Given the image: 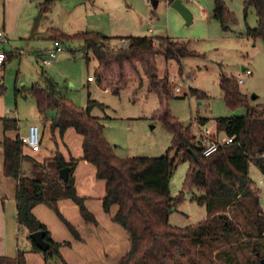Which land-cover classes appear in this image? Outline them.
Listing matches in <instances>:
<instances>
[{"label": "trees", "instance_id": "16d2710c", "mask_svg": "<svg viewBox=\"0 0 264 264\" xmlns=\"http://www.w3.org/2000/svg\"><path fill=\"white\" fill-rule=\"evenodd\" d=\"M242 1L244 13L252 7L257 17L256 25L247 27L245 33L248 37L259 38L264 46V0ZM48 2L41 4V10H47ZM225 4V0H213L211 17L220 23L222 30L227 31L228 22H234L235 17L229 14ZM47 31L59 44L82 41L85 53L90 51L97 61L94 71L97 85L115 96L130 78L135 77L138 85L131 92V100H134L141 89L143 75L148 81L147 90L158 99L159 119L172 137L171 146L164 155L117 157L104 137L103 124L91 113L95 107L103 111L106 106L91 99L89 92L85 107H78L64 97L47 76H44V85L34 84L29 88L38 113L55 112L49 120L51 131L57 130L62 136L67 129L73 128L82 137L81 159L94 166L96 178L105 182L102 209L110 213L111 207L116 206L111 220L127 233L129 242L128 251L116 264H168L166 258L174 256L179 249H184L179 254H188V245L214 247L217 249L216 258L224 259L225 264H233L229 251L234 243L241 240L252 245L254 260H247L246 264H261V258L264 259L260 253L264 245V210L252 188L249 167L254 164L264 176V103L252 105L249 97L239 90L237 80L222 73L219 86L225 105L232 111L244 109L245 113L216 119L215 136L223 131L226 137H232V142L204 156L190 126H184L170 113L168 99L174 98L175 92L168 78H159L155 64V57L159 55L165 60L178 62L198 56L197 52L188 49L187 42L176 41L169 36H108L95 31L66 34L54 28ZM119 39L127 40V45L117 49L109 47L112 41ZM153 39H157L159 44H153ZM4 52L6 58L0 69L5 67L6 61L18 55L16 51ZM86 59L89 60L88 55ZM137 63L140 70L136 69ZM3 90L0 86V95ZM189 93L197 98L206 97L204 92L192 88H189ZM0 120L4 131L17 128L16 119L0 117ZM197 121L204 125L207 120L199 118ZM0 145L2 173L16 180L17 223L29 234L43 231L44 239L50 245L46 252H42L29 238L31 252L42 254L45 260L55 255L65 263L59 248L69 245V242L52 240L46 226L32 213V208L37 204L47 206L77 240H80L79 233L59 211L60 199H70L77 205L84 222L96 224L94 216L84 205V199L75 189L73 171L77 160L70 157L66 162L56 151L54 158L37 162L23 155L24 144L19 136L9 138L4 135L0 138ZM23 160L32 164L27 174L21 169ZM178 161L188 162V168L182 188L173 198L169 183ZM64 167L68 168L66 181L59 176L60 169ZM193 190L203 193L192 199L205 207L206 217L186 227L169 224V215L184 201L185 193ZM220 246H227L229 251ZM0 264H26L25 251L18 249L11 257L0 255Z\"/></svg>", "mask_w": 264, "mask_h": 264}, {"label": "rangeland", "instance_id": "374dc122", "mask_svg": "<svg viewBox=\"0 0 264 264\" xmlns=\"http://www.w3.org/2000/svg\"><path fill=\"white\" fill-rule=\"evenodd\" d=\"M27 1L24 5L21 4L22 0L7 2L6 36L9 42L4 47L23 53H17L0 69V86L4 88L0 95V117L16 119L20 134H27L30 123L41 125L55 115L52 110L45 115L38 113L35 100L30 95L29 88L34 84L44 85L43 79L47 76L74 105L85 107L89 92L91 99L106 106L103 111L95 107L91 113L97 115L103 124L104 137L117 157L161 156L172 143L170 132L159 119L160 109L156 95L148 93L143 87L148 81L142 79L143 90L140 89L134 102L128 100L130 89L136 83L133 78L127 81L118 96L111 94L96 84L94 71L97 61L90 51L85 53L82 41L61 43L60 52L55 55L48 53V50L55 48L47 31L49 28L66 34L95 31L106 35L170 36L176 41L187 42L188 49L197 52L198 56L186 57L178 62L165 60L159 55L155 57V64L159 78L165 76L168 80L174 79L173 84L168 81L169 85L172 88L173 85L180 87V92L168 99V107L170 113L184 126H190L195 138L204 129L210 131L211 139L216 137L222 140L226 137L223 131H219L216 136L214 133L217 118L229 117L236 112L224 103L219 86L222 73L236 79L238 76L243 77L242 67L250 68L252 74L244 77L243 83L238 84L239 90L249 97L252 105L264 103V46L259 38L248 37L245 33L247 27L256 25L257 17L252 7L244 13L242 0H225L229 14L235 17L234 22H228L227 31L222 30L220 23L211 17L213 0H181L192 14L189 24L166 0H157L156 6H153L152 0H48L46 11L41 10V4L47 0ZM2 2L0 0V5ZM149 18L152 19V24L148 23ZM149 27H152L153 34L147 32ZM117 43L112 41L109 47L117 49ZM34 50L40 52L35 53ZM87 55L89 60L86 59ZM43 59L48 60V63L43 64ZM136 66L140 70V64L137 63ZM189 88L204 92L206 97L191 95ZM237 112L242 115L245 110ZM199 118L206 119V123L200 125L197 121ZM69 129L70 131L60 136L57 130L51 131L49 128L50 135L46 142L53 147L58 146L59 142L65 143L70 157L75 158L76 163L85 162L75 155L77 143L73 142H80V137L73 128ZM4 133L0 120V138ZM0 150L2 151L1 145ZM172 153L171 151L170 155ZM27 162L31 167L32 164ZM187 168L188 162H177L169 183L171 197H176L181 190ZM249 177L264 210V176L252 163ZM202 195L197 190L186 192L184 201L169 215V224L186 227L205 218V207L192 199ZM55 217L59 220L56 215ZM64 228L70 239L76 241L68 229ZM75 229L79 231L78 227ZM19 232L18 243L21 249L25 242V228L21 226ZM67 242L69 245L63 246L71 245L70 241ZM220 247L229 251L227 246ZM188 248V254H179L180 251L184 252V249H179L174 256L167 257L166 262L225 264L224 259L215 257L217 249L214 247L188 245ZM260 253L264 257V245ZM229 254L233 258V264H246L247 260H254L252 245L244 240L234 243ZM63 260L65 261L64 258ZM45 261L47 264H68L55 255ZM85 263L84 260L83 264Z\"/></svg>", "mask_w": 264, "mask_h": 264}, {"label": "crops", "instance_id": "0c3cea01", "mask_svg": "<svg viewBox=\"0 0 264 264\" xmlns=\"http://www.w3.org/2000/svg\"><path fill=\"white\" fill-rule=\"evenodd\" d=\"M8 1L11 0H3L2 4L0 5V30L3 31L5 36L6 34H8ZM27 2V0H22L21 4L24 5ZM168 4H170V2H168ZM148 23L152 24L151 18H149ZM149 28H151V32H149ZM149 28H147V32L153 34L152 27ZM108 36L138 35L128 34ZM6 38V44H8L9 38L7 36ZM4 46L5 44L0 45V49L7 51ZM34 52L37 53L40 51L34 50ZM22 53L23 52L21 51V53L18 54L21 55ZM142 77V79H145V81H147L143 75ZM132 78L136 80V83H134L130 89L128 100L134 102L138 93L143 90V88L137 92V94L135 95V99L131 100L132 89L138 85L137 78ZM95 81L97 84L98 78L95 77ZM147 85L148 83L146 84V86L144 84V89L148 93H152L147 90ZM93 116L97 117V115L95 114ZM31 124L36 123H30L29 125ZM38 126L42 135L40 147L36 151L28 148L27 146H23V155L33 158L37 162H43L46 158H52L55 152L59 151L65 161L69 162L70 153L69 151H67L65 143L59 142L58 146L53 147L49 142H46L47 138H49L50 135L49 121H45V123H41V125ZM68 131H70V129H67L64 133L66 134V132ZM4 135L9 138H14L16 136H24L25 134H20L19 125L17 124V128L15 130H7L5 131ZM79 137L80 142L73 143H77V154L75 155L81 158L82 137L80 135ZM48 144H50L51 149H49ZM2 165L3 153L0 150V255L11 257L16 254L18 249H20L18 240L20 233L19 230L21 226H19V224L17 223V210L15 200L16 180L11 177H5L3 175ZM29 168L30 164L26 160H23L21 163L22 171L26 173L28 172ZM73 176L76 192L79 197L84 199V205L86 209L94 216L96 224L84 222L79 214L77 205L74 204L70 199H60L58 201V208L65 219L69 221V223H71L75 227H78L80 240H71L63 224L59 222V220L55 217V215L52 213L53 211H51L44 204L35 205L32 208V213L39 221H41L46 226L47 230L50 232V237L52 240L56 242L70 241V246H61L59 249L66 263L83 264L85 260V264H116V262L128 251L129 242L127 233L111 220L113 214L117 209L116 206L111 207L110 213H105L102 209V198L105 194V182L96 178L94 166L83 161H78L76 163L73 171ZM29 235V232L25 228V242L21 250L25 251L26 264H47L42 254L31 252V241L29 239Z\"/></svg>", "mask_w": 264, "mask_h": 264}, {"label": "built area", "instance_id": "2783aa9c", "mask_svg": "<svg viewBox=\"0 0 264 264\" xmlns=\"http://www.w3.org/2000/svg\"><path fill=\"white\" fill-rule=\"evenodd\" d=\"M148 30L149 32H151V28H149ZM152 41H153V44L155 45L159 44V41L157 39H153ZM117 42H118L116 44L117 48L124 47L127 45V40L125 39H119L117 40ZM6 43H7V38L4 35L3 31L0 30V45H4ZM54 45H55V48L48 50V53L50 55H55L57 52L61 51V47L58 42L54 41ZM17 53H21V51H18ZM5 58H6V55H5L4 50L0 49V66H2L3 63L5 62ZM42 63L46 64L48 63V60L43 59ZM242 71H243V77L238 76L236 78L239 84L243 83L244 77L252 74L251 69L248 67H244ZM168 81L170 84L174 83V79L170 78ZM173 90L175 93H178L180 92V87L178 85L177 86L173 85ZM19 138L22 140L24 146H27L28 148L32 150H38L40 146V142H41V132H40L39 126L36 124L29 125L27 129V134H25L24 136H19ZM196 142L202 154L204 156H209L213 154L214 152H216L220 147L231 143L232 137H225L222 140H219V139L213 140L210 138V131L208 129H204L203 131L200 132V134L196 138ZM262 156H264V153L262 154Z\"/></svg>", "mask_w": 264, "mask_h": 264}, {"label": "water", "instance_id": "95a60500", "mask_svg": "<svg viewBox=\"0 0 264 264\" xmlns=\"http://www.w3.org/2000/svg\"><path fill=\"white\" fill-rule=\"evenodd\" d=\"M152 4L153 6H156L157 0H153ZM170 6L174 8L188 24L191 23L192 14L190 10L182 4L181 0H172L170 2ZM243 69L244 67H242V70ZM235 114H238V112L236 111ZM59 176L63 181H66L68 178V168L64 167L60 169ZM29 237L35 246L42 252H46L49 249L50 245L47 241H45L43 231L32 232ZM261 264H264V259H261Z\"/></svg>", "mask_w": 264, "mask_h": 264}]
</instances>
